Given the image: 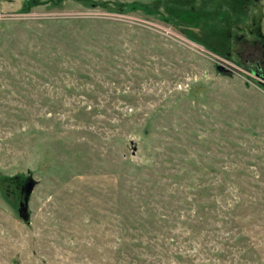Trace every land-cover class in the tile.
<instances>
[{
    "label": "rangeland",
    "instance_id": "374dc122",
    "mask_svg": "<svg viewBox=\"0 0 264 264\" xmlns=\"http://www.w3.org/2000/svg\"><path fill=\"white\" fill-rule=\"evenodd\" d=\"M174 1L0 0V264H264V0Z\"/></svg>",
    "mask_w": 264,
    "mask_h": 264
},
{
    "label": "trees",
    "instance_id": "16d2710c",
    "mask_svg": "<svg viewBox=\"0 0 264 264\" xmlns=\"http://www.w3.org/2000/svg\"><path fill=\"white\" fill-rule=\"evenodd\" d=\"M31 1H33V0H31ZM179 1L180 0L174 1V4H177V2H179ZM213 1L214 0L208 1V2H211L209 6L207 4H205L203 6L196 7L193 3L194 1H192V3L189 6L186 3L180 7L175 6V7H178V9H176V10L180 9V11H178V12L175 11L177 14H174L173 10H175V9L168 7V11L171 13L169 18H170V20H174V18L177 17L179 20H181L184 23H187V22L191 23L193 27L202 25L204 30H205V39H207V38H208V40L212 39L215 35L221 34L222 24L220 21H223L226 19V20H230L229 22L231 23V21H232L231 19H234V21L231 23L232 25L234 24V26L238 22L236 19V15L234 14L235 12H237V11H235V9L232 8V12H233L234 16H233L232 12H229V11L224 13V12L220 11V7L224 4V2L221 0H219V1L215 0V3H213ZM225 2H227V1H225ZM227 3H229V2H227ZM228 5H231V4H228ZM121 6L123 7V5H121ZM141 6L144 9L148 10L149 12L158 11L157 9H155L156 3L154 5L145 3V4H141ZM210 17H213V18L216 17V21H214V22H217V24L208 23L207 20L210 19ZM205 22L207 24H205ZM214 22H212V23H214ZM226 23H228V22H226ZM231 24H230V26H231ZM208 28L210 29V32H208ZM211 36H212V38H211ZM191 37L193 39H195L196 41H199L201 43L204 42V44L206 46H208L211 50H213L219 54H223V52L217 46L214 47L212 44L210 45V43L207 40L204 41L203 39L197 38L194 35H191ZM253 71L258 73L260 75V77L264 78V74H263L262 70L260 69V63L259 62L256 63V68H253ZM262 85H263V83H262Z\"/></svg>",
    "mask_w": 264,
    "mask_h": 264
},
{
    "label": "water",
    "instance_id": "95a60500",
    "mask_svg": "<svg viewBox=\"0 0 264 264\" xmlns=\"http://www.w3.org/2000/svg\"><path fill=\"white\" fill-rule=\"evenodd\" d=\"M218 69L221 71L225 70V68H223L222 66H219ZM262 83L264 84V82H262ZM34 184H35V182H34L33 178H31V177H28L25 180L24 187H23L24 201L21 204L22 209L20 211L21 215H25V213H26V206H27L28 199H29V196L31 194V191L33 189Z\"/></svg>",
    "mask_w": 264,
    "mask_h": 264
}]
</instances>
